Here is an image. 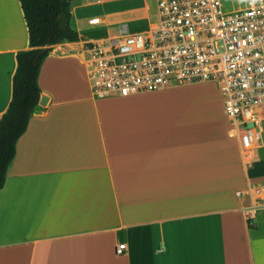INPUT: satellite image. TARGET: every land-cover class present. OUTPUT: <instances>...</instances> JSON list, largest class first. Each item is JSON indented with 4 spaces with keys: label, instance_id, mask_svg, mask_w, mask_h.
I'll return each mask as SVG.
<instances>
[{
    "label": "crops",
    "instance_id": "0c3cea01",
    "mask_svg": "<svg viewBox=\"0 0 264 264\" xmlns=\"http://www.w3.org/2000/svg\"><path fill=\"white\" fill-rule=\"evenodd\" d=\"M74 17L72 6L81 40L42 60L39 100L0 189V264H264V139L246 164L222 104L202 117L151 100L168 85L94 97L82 47L116 29L94 37ZM28 47L19 0H0V119Z\"/></svg>",
    "mask_w": 264,
    "mask_h": 264
},
{
    "label": "built area",
    "instance_id": "2783aa9c",
    "mask_svg": "<svg viewBox=\"0 0 264 264\" xmlns=\"http://www.w3.org/2000/svg\"><path fill=\"white\" fill-rule=\"evenodd\" d=\"M152 6L145 29L118 25L82 47L90 93L126 97L166 85L214 82L229 134L249 164L264 131V0H244L230 10L222 0H152ZM124 249L119 242L115 252Z\"/></svg>",
    "mask_w": 264,
    "mask_h": 264
},
{
    "label": "trees",
    "instance_id": "16d2710c",
    "mask_svg": "<svg viewBox=\"0 0 264 264\" xmlns=\"http://www.w3.org/2000/svg\"><path fill=\"white\" fill-rule=\"evenodd\" d=\"M19 2L28 29L29 47L16 53L11 100L0 119V189L15 155L16 142L26 130L39 100L41 90L36 79L42 60L53 44L81 40L71 26L72 0Z\"/></svg>",
    "mask_w": 264,
    "mask_h": 264
},
{
    "label": "rangeland",
    "instance_id": "374dc122",
    "mask_svg": "<svg viewBox=\"0 0 264 264\" xmlns=\"http://www.w3.org/2000/svg\"><path fill=\"white\" fill-rule=\"evenodd\" d=\"M243 1L244 0H222L226 10L234 9L237 6H243ZM149 2L150 0H141L140 5H138L137 0H73L74 21L79 25H88L87 19L89 22V17L98 16L102 18L104 20L103 23L106 24H100L98 26L90 25L89 27L94 37H104L113 32L116 27L114 23L108 22L116 19H127L126 28L128 30L145 29L149 21L147 17L149 14ZM152 13L153 10L151 14ZM143 17L147 18L143 19ZM73 50L80 51V48L76 46ZM166 87L169 88L165 89L162 93L155 94L154 98L151 100L169 103L186 102L190 104L191 107L193 106V111L196 115L202 117L205 116L206 108L209 111H214L218 116L221 115L222 96L214 82L204 81L179 85L172 84ZM260 127L264 129V120L260 123ZM262 142L263 137L258 143L261 144ZM255 152L258 153V149H255Z\"/></svg>",
    "mask_w": 264,
    "mask_h": 264
},
{
    "label": "bare ground",
    "instance_id": "6f19581e",
    "mask_svg": "<svg viewBox=\"0 0 264 264\" xmlns=\"http://www.w3.org/2000/svg\"><path fill=\"white\" fill-rule=\"evenodd\" d=\"M153 14H154V12L151 14V17H150L148 23H151V22H152ZM94 17H98V16H94ZM89 19H92V17L89 18ZM99 19H100V20H99ZM89 22H90V21H89ZM96 23H97V24H95V25H100V24H103V21L101 20L100 17H98ZM150 92H151V91H150ZM143 93H144V92H143ZM257 144H258V143H257ZM258 145H259V144H258ZM258 145H257V146H258ZM257 146H254V147H257ZM255 149H256V148L253 149V153H254ZM252 157H253V155H251V157L249 156L250 159H252ZM249 158H248V159H249Z\"/></svg>",
    "mask_w": 264,
    "mask_h": 264
}]
</instances>
